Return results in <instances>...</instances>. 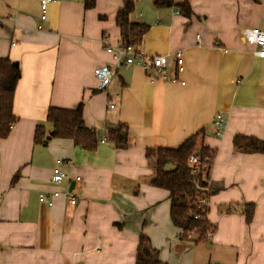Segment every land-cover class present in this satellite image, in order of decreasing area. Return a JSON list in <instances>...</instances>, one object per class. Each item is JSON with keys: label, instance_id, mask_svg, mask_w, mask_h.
Here are the masks:
<instances>
[{"label": "crops", "instance_id": "0c3cea01", "mask_svg": "<svg viewBox=\"0 0 264 264\" xmlns=\"http://www.w3.org/2000/svg\"><path fill=\"white\" fill-rule=\"evenodd\" d=\"M134 1L130 21L148 26L136 48L166 55L164 73L174 81L122 64L100 88L93 70L115 67L122 0H96L88 9L83 0H50L45 20L37 0H0V58L20 72L16 120L0 138V264H135L142 235L164 264H264V154L232 143L236 135L264 141V56L242 36L246 28L264 31V0H187L188 16L176 6ZM176 51L183 54L181 73ZM78 106L97 138L93 151L52 135L35 141L39 125L45 137L53 131L50 107ZM217 113L226 122L220 137ZM119 125L125 146L109 134ZM200 129L214 151L207 196L214 230L207 242L190 243L175 239L170 198L150 183L154 156L147 154L175 149ZM54 167L70 179L54 184ZM53 191L60 193L51 206L39 202V194Z\"/></svg>", "mask_w": 264, "mask_h": 264}, {"label": "trees", "instance_id": "16d2710c", "mask_svg": "<svg viewBox=\"0 0 264 264\" xmlns=\"http://www.w3.org/2000/svg\"><path fill=\"white\" fill-rule=\"evenodd\" d=\"M152 0L156 8H169L176 6L184 15L190 14L187 0ZM96 0H83L85 8H92ZM134 0H122V6L117 10L115 21L119 29L121 47H137L148 26L130 21L134 10ZM20 72L17 65L7 58H0V138H6L10 126L16 120L12 113V97ZM46 122L53 130L52 136L73 139L76 145H81L88 151L96 148L97 138L93 130L84 127L81 118L80 106L74 110H65L50 107L46 114ZM110 137L116 146H125L128 143L125 127L119 125L109 130ZM204 130L200 129L191 137L182 142L175 149L157 148L149 150L148 156H154V176L150 183L168 192L170 198V220L175 227L192 230L195 238L193 243H200L198 239L207 230H214L208 222L195 220L193 214H199L196 206L199 197L208 196V174L214 157L203 143ZM45 130L39 125L35 132V141L44 142ZM234 149L241 152L264 154V141L251 136L236 135L233 137ZM192 154L198 156V166H192L188 157ZM208 157L210 163L203 160ZM170 164L171 169H164ZM246 219L249 220L253 213L252 204L246 206ZM207 242V241H206ZM202 243V242H201ZM135 264H164L158 259L157 251L151 246L145 236H140L137 245V258Z\"/></svg>", "mask_w": 264, "mask_h": 264}, {"label": "built area", "instance_id": "2783aa9c", "mask_svg": "<svg viewBox=\"0 0 264 264\" xmlns=\"http://www.w3.org/2000/svg\"><path fill=\"white\" fill-rule=\"evenodd\" d=\"M50 0H37L39 10H40V19L45 20L46 18V10L47 5ZM252 2H257L258 0H250ZM243 39L246 43L252 45L254 47L253 54L257 57H263L264 56V31L260 29L259 27H252V28H246L242 31ZM216 48H221L219 46L218 42H215L214 45ZM113 58L115 60V67L110 66H103V67H97L93 70L94 76L99 80L100 82V88L106 86L111 77L114 75V72L116 69L122 65V64H133L140 66L144 71L146 72H152L153 77L152 78H159L164 81H174V79H170L165 73L164 70L166 68L167 64V56L166 55H146L137 50L136 47L133 46H126L121 47L119 46L116 49V52L113 54ZM174 62L176 65V71L178 73H181L184 69V60H183V54L181 51H176L174 53ZM109 108L113 107V104H108ZM214 125V134L215 136H221L224 129H225V119L222 113H217L213 120ZM12 128V125L10 126V129ZM205 163H210V160L208 157H205L203 160ZM188 162L192 166H198L200 160L198 156L195 154H192L188 157ZM70 175L66 174L64 171H62L58 167H54L51 172L50 179L54 184H58L62 182L63 180L70 179ZM79 178L76 177V180ZM208 189V187H207ZM60 192L53 191L49 198H46L44 194H39V202L44 203L48 206H51L53 203V198L57 195H59ZM67 196V202L70 205H74L76 203V197L72 191H68L65 194ZM197 208L200 210L199 214H193V218L195 220H201L207 222V213H208V200L207 196L199 197L196 202ZM213 235V230L209 229L206 231V233L201 236L198 241L199 242H206L211 236ZM195 238V234L192 230H182L179 229L178 234L176 235V240H185L190 243H193L192 239Z\"/></svg>", "mask_w": 264, "mask_h": 264}, {"label": "water", "instance_id": "95a60500", "mask_svg": "<svg viewBox=\"0 0 264 264\" xmlns=\"http://www.w3.org/2000/svg\"><path fill=\"white\" fill-rule=\"evenodd\" d=\"M15 65H16V63H15ZM53 134V131H51L46 137H45V141L44 142H46V141H48L49 140V138H50V136ZM171 168H173V166L172 165H170V164H167L165 167H164V169H171Z\"/></svg>", "mask_w": 264, "mask_h": 264}, {"label": "rangeland", "instance_id": "374dc122", "mask_svg": "<svg viewBox=\"0 0 264 264\" xmlns=\"http://www.w3.org/2000/svg\"><path fill=\"white\" fill-rule=\"evenodd\" d=\"M154 159V158H153Z\"/></svg>", "mask_w": 264, "mask_h": 264}]
</instances>
